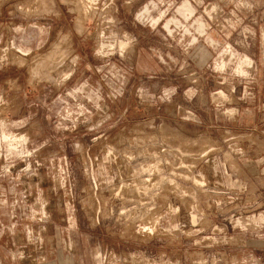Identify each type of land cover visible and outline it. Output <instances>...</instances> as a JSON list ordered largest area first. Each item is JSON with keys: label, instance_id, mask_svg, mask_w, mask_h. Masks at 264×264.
<instances>
[{"label": "rangeland", "instance_id": "1", "mask_svg": "<svg viewBox=\"0 0 264 264\" xmlns=\"http://www.w3.org/2000/svg\"><path fill=\"white\" fill-rule=\"evenodd\" d=\"M185 1L0 0V264H264V0Z\"/></svg>", "mask_w": 264, "mask_h": 264}, {"label": "bare ground", "instance_id": "2", "mask_svg": "<svg viewBox=\"0 0 264 264\" xmlns=\"http://www.w3.org/2000/svg\"><path fill=\"white\" fill-rule=\"evenodd\" d=\"M92 2V1H91ZM90 5V4H89ZM92 10V9H91ZM150 11V10H149ZM143 17V16H142ZM121 46L123 47V45L124 44H126L124 41H121ZM105 45V42H103V44H102V46H104ZM107 46H109L108 44H107ZM107 46H105V47H107ZM111 46V45H110ZM110 46H109V48H110ZM114 46V45H113ZM112 46V47H113ZM105 47H102V48H105ZM1 136V135H0ZM0 139H4V141H6L7 143H9L10 145H19L20 144V142L21 141H23V140H25L26 139V137L24 136V135H20V136H18V134H12V133H7V132H3L2 133V136H1V138ZM17 145V146H18ZM13 147V146H12Z\"/></svg>", "mask_w": 264, "mask_h": 264}, {"label": "crops", "instance_id": "3", "mask_svg": "<svg viewBox=\"0 0 264 264\" xmlns=\"http://www.w3.org/2000/svg\"><path fill=\"white\" fill-rule=\"evenodd\" d=\"M155 6V3H153L152 5H149L147 4L143 9L142 11L139 13V17L144 19L147 15H150V9L151 7H154ZM181 9L183 11H192L193 10V6L191 5V3L187 0L185 1L182 5H181ZM143 16V17H142ZM204 52H205V48L203 46L200 47L199 49V54L201 56L204 55ZM248 59V58H247ZM15 149H18V148H15Z\"/></svg>", "mask_w": 264, "mask_h": 264}]
</instances>
